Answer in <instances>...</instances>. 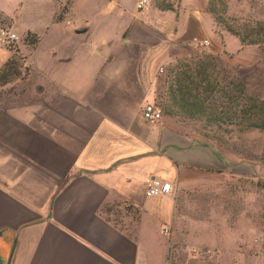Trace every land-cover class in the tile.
<instances>
[{
  "label": "crops",
  "instance_id": "1",
  "mask_svg": "<svg viewBox=\"0 0 264 264\" xmlns=\"http://www.w3.org/2000/svg\"><path fill=\"white\" fill-rule=\"evenodd\" d=\"M136 2L45 0L51 13L32 29L18 17L21 2L0 0L21 38L40 37L34 49L19 45L26 73L0 86V254L14 246L11 264L264 261L249 250L250 227L178 205L181 191L251 177L256 166L173 117L149 122L141 112L164 94L159 70L173 60L245 65L259 49L219 31L208 0H172L170 9L155 0L147 11ZM229 36L239 43L229 48ZM10 56L0 42V68ZM154 178L170 193L147 196Z\"/></svg>",
  "mask_w": 264,
  "mask_h": 264
},
{
  "label": "rangeland",
  "instance_id": "2",
  "mask_svg": "<svg viewBox=\"0 0 264 264\" xmlns=\"http://www.w3.org/2000/svg\"><path fill=\"white\" fill-rule=\"evenodd\" d=\"M12 1L21 2L18 17L24 25L32 29H37V26H41V23L51 13V6L49 3H45V0L43 2L40 0ZM212 1L217 14L229 23L242 25L253 23L257 20L264 21V0ZM0 26L9 27L17 32L11 26V22L8 24L0 20ZM227 40L229 48L233 45V42L239 43L235 37L229 36ZM20 44H22L21 36L19 42L15 44L18 50ZM23 56V53L19 50L18 57L21 58ZM203 57L205 56L198 58ZM198 58L173 60L164 68V71L161 73V80L164 82V78L170 69L176 70V67L181 68L184 65H193ZM19 64L24 65L22 60L19 61ZM216 65L219 70V76H224L222 82H227L233 78L236 81H242L248 93H255L261 98H264V52L262 53L260 49L248 54V61L245 65H241L236 61H227L226 59L216 61ZM175 119L183 125H186L190 130H194L204 138L213 141L222 151L235 155L244 161L251 162L256 166L253 167L251 177H243L236 174L231 175L233 176L232 178L226 177L225 179L222 177L207 178L202 185H197V187L191 190L181 191L178 195V205L189 208L190 213H193V215L197 213V216H202L209 220L218 218L223 213V216L227 217L230 223L238 226L246 225V229L250 227V232L248 230L245 231L246 238L249 239V250L252 252V255H262L263 257L264 162L259 159V156L264 151V132L258 130L241 132L237 127L230 125L223 126L220 130L215 126L212 127L213 129L209 127L203 129L202 121ZM206 133L221 134L227 143H219L217 139L204 135ZM236 148L241 150V152H253L257 157L247 158L245 157V153H239ZM248 233H250V237ZM239 244L242 246V241ZM252 264H264V261L262 259V261L252 262Z\"/></svg>",
  "mask_w": 264,
  "mask_h": 264
},
{
  "label": "trees",
  "instance_id": "3",
  "mask_svg": "<svg viewBox=\"0 0 264 264\" xmlns=\"http://www.w3.org/2000/svg\"><path fill=\"white\" fill-rule=\"evenodd\" d=\"M158 7L170 9L167 2L159 1ZM207 10L212 14L219 31L227 32L237 37L242 46H256L264 52V21H254L242 25H235L225 21L217 14L213 1H208ZM0 20L10 24L11 19L3 17ZM40 37L27 31L21 42L34 49ZM11 52L9 59L0 68V86H4L26 73L27 67L20 65L23 57H18V48H7ZM170 69L165 78V92L157 102L163 114L179 120L202 121L203 129L223 126H235L241 132L258 130L264 132V98L255 93H248L242 81L230 79L222 82L224 76H219L214 57L198 58L193 65ZM215 138L219 143H227L221 134H204ZM239 153H245L247 158H256L253 152L236 148ZM264 162V151L259 156ZM264 185V183H263Z\"/></svg>",
  "mask_w": 264,
  "mask_h": 264
},
{
  "label": "built area",
  "instance_id": "4",
  "mask_svg": "<svg viewBox=\"0 0 264 264\" xmlns=\"http://www.w3.org/2000/svg\"><path fill=\"white\" fill-rule=\"evenodd\" d=\"M155 0H137L136 7L140 11H147L152 6ZM163 2H171L172 0H159ZM70 23V21H67ZM19 35L17 32L13 31L9 27L0 26V42L6 47L11 48L19 42ZM199 48H203L207 45V40H200L198 38H193L192 40ZM161 73L164 71L163 68L159 70ZM142 116L145 120L149 122H158L163 117L162 109L157 102L147 103L142 107ZM172 189L170 182H165L160 178H154L150 180L148 187L146 189L147 196H158L163 194H169ZM164 233H169V228L167 226L163 229Z\"/></svg>",
  "mask_w": 264,
  "mask_h": 264
},
{
  "label": "water",
  "instance_id": "5",
  "mask_svg": "<svg viewBox=\"0 0 264 264\" xmlns=\"http://www.w3.org/2000/svg\"><path fill=\"white\" fill-rule=\"evenodd\" d=\"M81 31V30H78V32ZM1 231H0V235H1ZM13 251H14V246L12 247L11 249V252L8 256V258L6 260H4L2 257H1V254H0V264H11V261H12V255H13Z\"/></svg>",
  "mask_w": 264,
  "mask_h": 264
}]
</instances>
